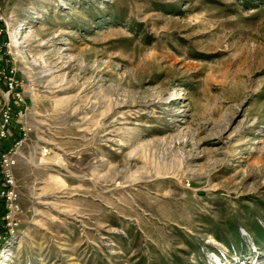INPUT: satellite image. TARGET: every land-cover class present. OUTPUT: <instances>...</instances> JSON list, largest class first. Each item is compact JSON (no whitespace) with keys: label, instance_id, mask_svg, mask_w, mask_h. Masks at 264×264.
I'll return each mask as SVG.
<instances>
[{"label":"rangeland","instance_id":"obj_1","mask_svg":"<svg viewBox=\"0 0 264 264\" xmlns=\"http://www.w3.org/2000/svg\"><path fill=\"white\" fill-rule=\"evenodd\" d=\"M0 11L26 131L0 264H264V0Z\"/></svg>","mask_w":264,"mask_h":264},{"label":"built area","instance_id":"obj_2","mask_svg":"<svg viewBox=\"0 0 264 264\" xmlns=\"http://www.w3.org/2000/svg\"><path fill=\"white\" fill-rule=\"evenodd\" d=\"M6 32V21L0 11V144L10 133L14 116H21L25 108L23 79L17 75V69L7 57L8 42L1 37ZM22 139L15 142L8 150L0 152V203L3 201L5 212L3 219L7 225L12 224L19 210L17 190L15 188L14 167L16 163L15 149L26 137L24 127ZM3 238L0 231V240Z\"/></svg>","mask_w":264,"mask_h":264},{"label":"trees","instance_id":"obj_3","mask_svg":"<svg viewBox=\"0 0 264 264\" xmlns=\"http://www.w3.org/2000/svg\"><path fill=\"white\" fill-rule=\"evenodd\" d=\"M1 39L2 40L7 39L5 33H3ZM13 116H15V115H13ZM20 136H21V131L19 130V126H17L16 123L12 122L8 139H6L4 142H2L0 144V152L8 150L9 147H11V145L14 143V141H16ZM4 212H5L4 203H3V201H1V203H0V231H1V233L5 232L4 231V229H5L4 228V219H3ZM3 241H4L3 239L0 240V247L3 245Z\"/></svg>","mask_w":264,"mask_h":264},{"label":"bare ground","instance_id":"obj_4","mask_svg":"<svg viewBox=\"0 0 264 264\" xmlns=\"http://www.w3.org/2000/svg\"><path fill=\"white\" fill-rule=\"evenodd\" d=\"M21 29V28H20ZM19 29V30H20ZM10 37H11V42L14 44V45H17V43H19V42H17V38L15 37V35L14 34H12V35H10ZM6 260H8L7 258L5 259V261ZM1 264H5V262L3 261Z\"/></svg>","mask_w":264,"mask_h":264}]
</instances>
